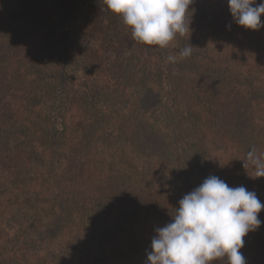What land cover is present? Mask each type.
I'll use <instances>...</instances> for the list:
<instances>
[{"label":"trees","instance_id":"obj_1","mask_svg":"<svg viewBox=\"0 0 264 264\" xmlns=\"http://www.w3.org/2000/svg\"><path fill=\"white\" fill-rule=\"evenodd\" d=\"M101 8L0 0V264H145L210 175L264 203V178L243 168L264 153V28L194 0L190 33L161 49ZM240 251L264 264V223Z\"/></svg>","mask_w":264,"mask_h":264},{"label":"clouds","instance_id":"obj_2","mask_svg":"<svg viewBox=\"0 0 264 264\" xmlns=\"http://www.w3.org/2000/svg\"><path fill=\"white\" fill-rule=\"evenodd\" d=\"M194 0H103L105 9L118 16L130 30L132 39L145 46L167 48L176 37L190 33L187 13ZM237 26L257 31L264 28V0H227ZM230 28V25L227 26ZM193 46L169 54L176 63L191 55ZM251 167L252 178H264V153L255 147L246 153L243 168ZM264 209L254 191L244 186L230 187L210 175L175 207L170 222L156 228L146 253L145 264H213L226 258V264H246L240 251L244 238L264 221L258 214Z\"/></svg>","mask_w":264,"mask_h":264}]
</instances>
